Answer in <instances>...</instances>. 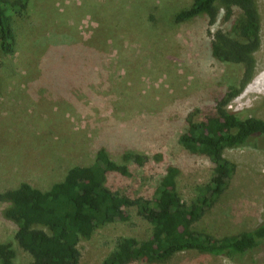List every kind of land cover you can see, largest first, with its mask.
<instances>
[{
    "label": "rangeland",
    "instance_id": "374dc122",
    "mask_svg": "<svg viewBox=\"0 0 264 264\" xmlns=\"http://www.w3.org/2000/svg\"><path fill=\"white\" fill-rule=\"evenodd\" d=\"M255 1L261 45L245 81L242 64L212 51L218 29L238 37L232 21L175 20L193 0H29L24 18L12 13L15 53L0 49V194L24 182L48 190L70 168L92 165L105 148L129 166V175L111 173L106 184L131 198L130 219L82 239L81 261L100 264L120 237L148 239L153 227L136 201L153 198L168 167L179 168L178 189L187 202L213 174L207 157L179 142L188 118L205 119L217 98L234 90L226 108L264 118V0ZM125 152L144 163L125 159ZM224 155L236 172L195 224L216 237L253 229L264 218V136ZM9 206L0 199V243L11 244L14 264H26L32 257L16 239L17 224L4 215ZM134 264H264V242L235 260L185 251Z\"/></svg>",
    "mask_w": 264,
    "mask_h": 264
},
{
    "label": "trees",
    "instance_id": "16d2710c",
    "mask_svg": "<svg viewBox=\"0 0 264 264\" xmlns=\"http://www.w3.org/2000/svg\"><path fill=\"white\" fill-rule=\"evenodd\" d=\"M29 0H0V49L13 54L17 49L12 28V13L24 18ZM219 3V5H218ZM236 8L238 16L236 15ZM222 11V18L219 14ZM206 15L209 24L222 25L232 21L238 37L218 29L212 51L223 62L242 64L244 79L254 73L253 53L261 45V19L255 0H193L181 9L175 20L184 22ZM236 90L217 98L215 110L205 119L193 121L179 137L180 144L193 154L207 157L213 165L211 179L196 186V195L185 201L178 189L177 167H168L160 178L152 199L138 198L139 214L152 224L148 239L120 237L115 249L100 264H134L137 261L165 262L185 251H198L235 260L264 242V218L253 229L236 235L216 237L198 230L196 223L217 203L236 172L237 165L225 157L226 149L244 146L256 136H264V118L226 108ZM124 158L138 164L144 157L130 152ZM111 173L129 175V166L114 160L101 148L89 166L70 168L65 178L41 190L24 182L0 194L10 203L5 209L7 219L17 226L16 239L32 259L26 264H85L78 247L96 229L115 221H127L126 208L131 198L107 186ZM15 250L9 243H0V264H14Z\"/></svg>",
    "mask_w": 264,
    "mask_h": 264
}]
</instances>
